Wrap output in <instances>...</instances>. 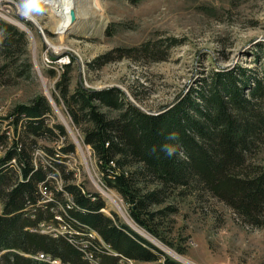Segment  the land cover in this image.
<instances>
[{
	"label": "trees",
	"instance_id": "trees-1",
	"mask_svg": "<svg viewBox=\"0 0 264 264\" xmlns=\"http://www.w3.org/2000/svg\"><path fill=\"white\" fill-rule=\"evenodd\" d=\"M27 45L25 30L0 18L1 84L13 72L28 75ZM119 51L122 57L165 56L158 42ZM69 72L70 65L57 81L55 104L80 131L81 142L90 145L104 185L123 196L137 224L158 234V216L171 207L154 206L176 190L192 194L199 184L246 222L264 223V165H244L256 141L264 139V67L250 75L242 67L211 70L199 85L158 111L142 109L118 87L94 89L78 82L71 89ZM56 105L37 94L0 118V264H55L54 259L61 264H119L120 258L176 264L168 257L160 262V250L103 213L107 202L100 193L74 181L66 160L77 144L64 122L51 120ZM56 176L61 189L53 185ZM42 221L67 225L82 235L44 232ZM92 227L106 243L91 235ZM71 236L88 243L71 241Z\"/></svg>",
	"mask_w": 264,
	"mask_h": 264
},
{
	"label": "rangeland",
	"instance_id": "rangeland-1",
	"mask_svg": "<svg viewBox=\"0 0 264 264\" xmlns=\"http://www.w3.org/2000/svg\"><path fill=\"white\" fill-rule=\"evenodd\" d=\"M24 1L0 0V18L27 34L30 61L27 76L13 72L11 78L5 77L9 78L7 83H0V118L5 119L16 104L37 94L56 105L57 81L68 65L71 89L78 82L94 89L118 87L147 111L173 104L181 94L199 85L211 70L242 67L249 75L263 71L264 0H91L85 7L91 17L62 33L53 31L56 20L42 6L32 11L46 27L43 30L16 14L17 5ZM46 37L64 51L57 53L49 47ZM154 42L164 50L163 59L120 55L119 48ZM109 54L111 58L107 60L105 56ZM55 115L51 120L64 122L77 144L76 152L66 160L74 181L87 191L100 193L115 219L143 236L162 252L165 260L168 257L181 264L185 260L194 264H264V223L256 226L246 222L202 184L192 194L176 190L165 203L154 206L171 207L158 216V234L137 224L123 196L104 185L92 148L82 143L80 131L69 125L64 108L56 105ZM3 124L7 127L8 120ZM8 129L14 135L13 127ZM244 165L248 169L264 165V139L256 141ZM53 180V185L61 189L62 181L57 176ZM45 194L52 197L51 192ZM56 217L62 219L61 214ZM44 228L42 231L55 235L81 234L64 224ZM91 233L95 236L94 230ZM70 240L87 245L83 237L78 240L71 236ZM40 257L44 258L43 254ZM53 262L61 264L57 259ZM123 264L143 263L126 259Z\"/></svg>",
	"mask_w": 264,
	"mask_h": 264
},
{
	"label": "bare ground",
	"instance_id": "bare-ground-1",
	"mask_svg": "<svg viewBox=\"0 0 264 264\" xmlns=\"http://www.w3.org/2000/svg\"><path fill=\"white\" fill-rule=\"evenodd\" d=\"M90 1L91 0H25L24 2L17 5L18 10L16 14L26 17L27 19L31 20L38 28H41V30H43L46 27L42 25L39 17L34 14V11H32L35 7L42 6L44 9H49V15L56 20V24L53 26V31L62 33L70 29L73 30L82 22L84 18L91 17L88 12L85 11L86 3H89ZM14 21L18 25L27 27L26 25L21 24L16 20ZM45 42L57 53H61L64 51L62 46L53 44L49 37L45 38ZM46 226H50V224L47 225L46 223H41V230H45L44 227ZM170 251L172 250L170 249ZM163 260H165V257L163 258ZM124 261L126 260H123L122 264ZM175 262L176 264H181L177 261Z\"/></svg>",
	"mask_w": 264,
	"mask_h": 264
},
{
	"label": "crops",
	"instance_id": "crops-1",
	"mask_svg": "<svg viewBox=\"0 0 264 264\" xmlns=\"http://www.w3.org/2000/svg\"><path fill=\"white\" fill-rule=\"evenodd\" d=\"M102 211H103V213L104 214H106L107 216H110V217H112L113 219H115V217H114V215H113V213L108 209V205L104 208H102ZM93 228V227H92ZM93 230H94V232H95V235L97 236V239L99 240V241H101V242H105V240L103 239V237L101 236V234L99 233V231H97L95 228H93ZM106 243V242H105ZM122 258H120L119 259V261H117V262H119V264H120V260H121ZM134 261H139V262H142L143 264H145V263H147V264H150V263H152V261H150V260H135V259H133Z\"/></svg>",
	"mask_w": 264,
	"mask_h": 264
},
{
	"label": "built area",
	"instance_id": "built-area-1",
	"mask_svg": "<svg viewBox=\"0 0 264 264\" xmlns=\"http://www.w3.org/2000/svg\"><path fill=\"white\" fill-rule=\"evenodd\" d=\"M44 191V193L45 192H49V191H47V190H43ZM52 198V197H51ZM40 223H50V224H52L53 222H46V221H42V222H40ZM60 223H61V220H60ZM79 240V239H78ZM174 256H176L175 254H174ZM176 257H179L178 255L176 256ZM160 262H164L165 260H163V259H160L159 260ZM158 261V262H159ZM150 264H153V263H150ZM184 264H194L193 262H191V261H187V260H185V263ZM214 264H217V263H214Z\"/></svg>",
	"mask_w": 264,
	"mask_h": 264
}]
</instances>
